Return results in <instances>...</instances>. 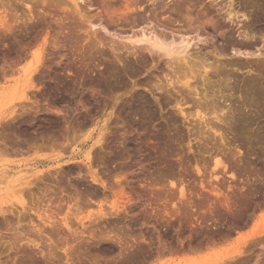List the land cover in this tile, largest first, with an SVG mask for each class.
Instances as JSON below:
<instances>
[{
    "label": "rangeland",
    "instance_id": "374dc122",
    "mask_svg": "<svg viewBox=\"0 0 264 264\" xmlns=\"http://www.w3.org/2000/svg\"><path fill=\"white\" fill-rule=\"evenodd\" d=\"M197 1L185 3L193 14L200 13ZM244 1L233 0L234 6ZM47 3L34 5L31 18L18 1L0 6L6 26L0 25V202L6 211L13 204L18 214L20 199L25 209L32 208L19 222L16 211H1L0 264H264V72H244L262 79L263 87L255 95L240 89L238 102L247 98L236 102L240 120L227 128L224 141L214 134L211 140L208 133L198 141L174 107L175 92L150 86L160 78L165 83L150 62L141 65L129 56L116 62V76L102 83L104 67L113 63L109 47L104 54L95 51L85 28L77 27L79 17L69 7ZM130 3L79 5L96 25L90 31L124 42L122 36L141 27L130 30L132 15L139 13ZM145 3L139 15L146 17L153 6ZM261 38L256 32L252 39L261 46ZM44 40L42 65L28 86L15 70ZM162 95L166 104L157 102ZM219 149L227 173L218 181L209 166ZM88 152L95 178L84 158ZM69 246L75 257L67 262L63 251Z\"/></svg>",
    "mask_w": 264,
    "mask_h": 264
},
{
    "label": "bare ground",
    "instance_id": "6f19581e",
    "mask_svg": "<svg viewBox=\"0 0 264 264\" xmlns=\"http://www.w3.org/2000/svg\"><path fill=\"white\" fill-rule=\"evenodd\" d=\"M17 1L19 2V4L21 3V5H23L26 8L27 10L26 14L29 15L30 18L33 16L32 12L34 11L32 7L36 8L37 7L36 4L38 3L50 2V3H54V5H58L62 7L64 6L65 8L69 7L70 8L69 10H71L74 13V15L75 14L77 15V16H74V18L79 17L78 19L76 18L79 21H75L76 23L81 22L78 25L76 24L77 27H79L82 30L85 28L83 32L86 38L88 39L87 42L89 41L91 42L88 44L90 46L92 45V48L94 47L96 49V50L94 49L95 51L102 52V54H104L105 51H107L105 50L104 47L107 46L110 49L113 63L110 65V68L108 66H107V69L106 67H104V70L102 68L103 70L102 71V83H107L110 81V77L116 76L115 72L118 70V69L116 70L117 68L116 62H122L123 60L126 61L127 58L130 60L129 56L130 57L133 56L136 60L140 62L141 65L142 63L146 64L147 62H150L151 67H154V69L159 74L162 75L159 77H163L162 79H164V81L162 82H165V83L162 84L160 80L161 78H160L159 79L160 81L159 80L155 81V83L159 82L158 84H153L154 81L152 80L151 81L153 85L150 84L149 80H147L149 82H146L144 84H148V85L150 84V86L154 87L153 89L155 91H163V89L166 90V87H168L173 90V93L175 92L176 97L172 96L174 100V103H173L174 107H176L178 111L181 113L182 118L186 122L187 126L191 125V128L189 127V131H193L192 135H194V139H197L198 141L201 140V138L204 137L206 133H208L209 139L211 140L215 139L218 135L219 136L218 138L220 139V141L223 142L224 134L225 132H227V128L230 129L231 127L230 125L232 123L240 120L239 111L241 110L238 111V109H240L238 108V106L242 105L241 103H243L242 101L245 99V97L247 98V96H244L242 101L240 103L238 102V99L240 98L239 97V94H240L239 91H241L240 89H242V91L245 90L244 94L247 93L246 90L248 91L251 90L252 94L255 95L260 90V88L263 87L261 86V83L259 82L262 79H258L259 80L258 81L257 77H251L248 75L246 76L244 75V72L249 73L253 71L254 73H257L258 76L262 74L261 73L262 71L264 72V38H263L264 37V0H245V1L243 0L245 3L237 4L236 7L234 6L233 0H225V1L220 0L221 3H219V1L217 2V0H200V1H197V5H199L200 7L199 9L200 13L197 12L198 14L197 13L193 14L191 12L190 7H188L189 4L185 5V3L187 4V2L189 3V1L191 0H133V1L131 0V3L129 4V6L132 5V7H134V10H136L139 13H140V10L144 8L143 4L146 1L151 3L153 7L150 13L149 14L147 13L148 15L146 17L141 16V14L139 15V13L136 14L135 18H134V15H132L133 16L132 19L131 17L130 18L128 17L129 19H131L129 23L127 22L128 25H130L129 26L130 30L133 26L135 27L141 26V27H139L140 29L138 31L136 28V31L134 32L132 31V34L130 35L122 36V38L125 39L124 42L121 40L119 42L118 40L115 41L114 39H112L113 37L110 39L108 38L106 39L103 33H102L103 35L100 36L101 34L98 35L99 33L97 34L96 32L90 31L91 27L92 26L94 27L96 25L91 23L93 22V21H90L92 18L88 20L89 16L85 14V12L87 13V11H84V8L80 7L79 5L80 2H84L85 0H0V6L1 5L7 6V4L11 6L12 3H15V2L17 3ZM86 1H89V0H86ZM203 1H206V3ZM34 5H36V7ZM90 6L92 5H89L88 7H86V9L87 8H89L88 10H90V8L92 9V7ZM129 6L127 4V8ZM248 7H251V9H249ZM71 11L69 12L71 13ZM73 13L71 14L73 15ZM143 13L145 14V12ZM201 17H203V19ZM128 18L125 16L126 21ZM125 19H123V21ZM146 23H148L149 26H146ZM3 24L1 23V20H0V25H2V28L5 26V25L3 26ZM97 24H98L97 26H100V27L102 26L103 31L107 30L104 25H101V22ZM72 26L71 28L73 29ZM80 29L78 31H80ZM145 29L147 30L145 31ZM1 30L2 29L0 27V31ZM75 32L76 30L74 31V33ZM256 32L261 34V37H262L261 39L263 43L261 46L257 45L256 41L252 39L254 37V33ZM80 34L82 35V32ZM77 35L75 36L77 37ZM79 39L81 40V37ZM216 41H219V42L216 43ZM45 43H46V40L43 41V45H41L39 49L32 51L29 53V55H27L30 57V59H29V62H27L24 67L18 68L15 70L16 72H18L21 78L23 77L25 83H28V86L32 84V80H33L32 74L42 62V58L44 54L43 51L45 49ZM27 56H26V59H27ZM158 75L156 76L158 77ZM168 88L166 90L167 93L169 91ZM241 93L243 94V92ZM22 99H26V96L22 95ZM163 99H165L164 96L160 97L161 101L157 99V102L162 103ZM250 99H251V102H253L252 98ZM165 101L166 99L163 101V103H165ZM236 102H238L240 105H238V103L236 104ZM247 102H244V104ZM182 105L187 106L186 110L181 108ZM245 105H248V104H245ZM248 109L250 108L248 107ZM237 111L239 112L238 115H236ZM151 114L152 113H150V115ZM7 124L8 123H6V125ZM105 126L106 127L102 126V136H101L102 138H100L102 139V145H103V138H106L103 132V130L106 132V128H107L106 123H105ZM210 132L212 133L211 137H210V134H211ZM80 138H81V134H80ZM99 141L101 140H97L96 143H99ZM72 142L73 141H71V143ZM31 147L32 146H30V148ZM215 147L216 149L218 148V146H215ZM220 151H221L220 149L218 151H215V153L213 151L214 154L211 157V161L209 160L211 163L209 166L210 167L209 175L210 177H212V179H215V180H218L220 178L219 177L220 173L222 172L224 174L227 173L225 171V162L219 155ZM90 156L91 154L88 152L84 158L87 162L88 172L90 173L92 178H95V173L90 170L91 169L90 167L91 157ZM229 175L231 177L233 176V172L231 170L229 172ZM20 190L22 191L23 187ZM19 198H21V194ZM225 199H226L225 203L228 204V201H227L228 198L226 197ZM22 200L20 199L18 203L20 205L19 207H21L23 211H21L20 209L19 214H18L17 211L19 209L13 210L14 212L16 211L15 213L18 214L17 216L15 214V217H17L18 222L20 221V217L23 214L26 215L31 211L28 209H32V208L27 207L26 209L29 211L28 212L25 209L27 205H24L25 203ZM34 201H36V199ZM8 205H11L12 208L9 207L8 208L9 210L7 211L12 213L13 212L12 209H15L16 206L13 208L12 206L13 204H8ZM114 205L113 207H111V209L115 208L114 210L116 211L117 208L119 207L116 206L118 204H116L115 206ZM3 207H6V206L5 205L3 206L2 203L0 202V212L2 211L3 213H7V211L4 210ZM46 211L44 212V214L46 213ZM2 212L0 214L3 215ZM13 214H11V216ZM40 214L41 213L38 214L39 217L44 216L43 212H42L43 215H40ZM47 214H45V216H47L48 218H50L49 216H52V213L48 215ZM114 214H118V213H114ZM48 218L47 220L49 221L53 220V219H48ZM52 222H49V223H52ZM51 225H53L51 226L53 228L54 224H51ZM64 225L65 227H68L66 224ZM39 232H41V230ZM17 233L18 232H16L15 235L19 234L18 236H20L21 233L20 232L18 234ZM41 233L39 234L41 235ZM93 233H94L93 231L88 232V234L92 238L95 234ZM115 238L117 239L119 243L122 242L120 236L116 235ZM47 239H49L50 247L52 245L53 247L56 248L57 246L56 242L52 238L48 237ZM88 240H90V238ZM33 241H35V239ZM91 242L92 241H90V243ZM11 244H9V246ZM33 244H32L33 246H37V247L39 245L38 243H34V242ZM69 247L68 248L66 247L63 251L65 258H67L68 260L67 262H69L70 260L73 261L74 259L73 257H75V255L74 256L72 255L73 254L72 248L74 247L73 246L72 248L71 247L69 248ZM124 248L126 249L125 246ZM69 264H71V261L69 262Z\"/></svg>",
    "mask_w": 264,
    "mask_h": 264
}]
</instances>
